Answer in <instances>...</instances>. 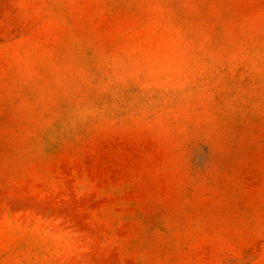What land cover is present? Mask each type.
I'll list each match as a JSON object with an SVG mask.
<instances>
[{"label":"rangeland","instance_id":"obj_1","mask_svg":"<svg viewBox=\"0 0 264 264\" xmlns=\"http://www.w3.org/2000/svg\"><path fill=\"white\" fill-rule=\"evenodd\" d=\"M0 264H264V0H0Z\"/></svg>","mask_w":264,"mask_h":264}]
</instances>
